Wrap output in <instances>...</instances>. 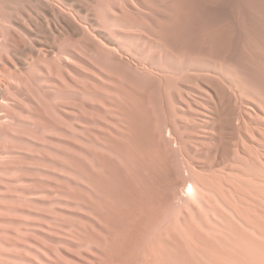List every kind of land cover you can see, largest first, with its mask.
Segmentation results:
<instances>
[{
	"label": "bare ground",
	"instance_id": "obj_1",
	"mask_svg": "<svg viewBox=\"0 0 264 264\" xmlns=\"http://www.w3.org/2000/svg\"><path fill=\"white\" fill-rule=\"evenodd\" d=\"M91 1L0 0V189L38 154L72 176L59 264H264V0Z\"/></svg>",
	"mask_w": 264,
	"mask_h": 264
},
{
	"label": "rangeland",
	"instance_id": "obj_2",
	"mask_svg": "<svg viewBox=\"0 0 264 264\" xmlns=\"http://www.w3.org/2000/svg\"><path fill=\"white\" fill-rule=\"evenodd\" d=\"M80 1H84V2L86 1V3H93V1H91V0H74L75 3H79ZM209 9H211V7ZM209 9H208V11H210ZM211 11H212V9H211ZM93 12L94 11H91L90 13H93ZM211 13H214V12L212 11ZM93 16H95V15H93ZM89 18L90 19L93 18L92 14L89 15ZM95 18H97V17H95ZM91 23H94V24L97 25V23L92 21V20H91ZM122 28L127 29L125 26L122 27ZM142 32H143L142 33L143 35L141 34V31L140 32L136 31L135 33H137V34L139 33L140 35L136 34L135 37L136 38L139 37V39L141 38V40L143 38L146 39V40L143 39V41H145V45H147L146 44V41H148L147 38L149 39V37H147L148 34L146 33L147 35H145V31H142ZM135 33H133V34H135ZM119 43L122 44V45L124 44L125 48L127 47L128 43L130 44V42L128 40H126V38L125 39H121ZM124 45H123V47H124ZM138 49H139V52L136 51ZM140 49H141V47H138L136 49L132 48L131 49L132 51L131 50L127 51V49H125V51H123L122 54H124V52H125L124 56L133 55L135 58L138 57L136 59L137 61L143 60V62L146 63V64H152V63L154 64L155 62H152L153 60L151 58H149L146 55H144V56L142 55ZM129 52H131V53H129ZM140 56H142V57H140ZM145 57L147 58V60L145 59ZM144 59L147 62L144 61ZM183 81L179 82V87H180L181 91H183V92H184V90H186L184 93L182 92V96L186 100L191 102L192 98H195V100H197L198 102L201 101V102L206 103L205 101H203L202 98H201V100L198 99L199 96H202V93H203V91L200 92L201 89L199 87V86L202 87V85H203L202 83L200 85H198V84L194 85L193 83H191V84H193V85H191L190 82L185 80L184 82L189 84V85H191V87H190L187 84H183L182 83ZM181 84H183V85H181ZM185 85H186L187 88L185 87ZM181 86H183V89H182ZM192 86H193V88H192ZM195 87L196 88L198 87L197 90H196ZM203 87H204V85H203ZM189 90H191V91H189ZM174 92H176V91H174ZM176 94H177V92H176ZM176 94L174 93L175 98H177V96H178V95L176 96ZM192 94H193V96H192ZM198 94H200V95H198ZM187 96H189L191 98H189ZM196 96L198 98H196ZM178 98H179V96H178ZM178 98H177V100L180 103H177L178 101H176V103L179 104V105H177L176 103H174L172 105L170 104L171 105L170 110H172V112H173V110H175L176 113L175 112H173V113L175 115L178 114L177 115L178 119H176V120L179 122L180 126L182 124H185V122L187 121V120H185V118H187V119H188V117H189V119L193 118L192 124L190 123V125H188V123L191 121V119L190 120L188 119L189 122L187 121L188 123L186 122V124L182 125L183 127H181L182 130H183V128H185L184 126H186L185 129L188 130V128L190 127L189 129L192 130V128L195 125L194 118H195V121L197 122L196 117H195L196 114L194 113L196 111H194V109L198 110L199 108H202L203 111H204V108L201 107V106L197 107L198 103L197 102L195 103V101L191 102V103L189 102L190 103V104H188L189 107H186L185 100H179ZM182 102L184 103V105H183ZM174 105L175 106L177 105L178 108L177 107H173ZM194 105H196V107ZM256 105H254L252 103L253 108H258V106H256ZM179 106H180V108H179ZM190 106H191V108H190ZM173 108H175V109H173ZM189 108L192 109V111ZM186 115H188V116H186ZM252 118H253V120H252ZM252 118H251V120L249 122V125H251L252 128L251 127L250 128L252 130H254V131L251 130L250 134L252 136H250V135H249L250 137L248 136L250 138V141L248 140L249 138H247L245 142L250 148L254 149V148L259 147V148H262L264 150V147H263L264 146V138L262 140V138L260 137V136H263V134H264L263 131H262L264 126L261 123V121L258 120L260 117L258 119H256V117L253 116ZM108 119H109V117L107 116V120ZM180 119L182 120V122H181ZM74 123L77 124L76 121H74ZM259 123H261L262 125L261 124L259 125ZM191 126H193V127H191ZM197 128L195 127L194 129L197 130ZM257 128H259V129H257ZM196 132H198V131H196ZM259 133H260V135H259ZM59 139L61 140L60 137H59ZM64 139H66V138H64ZM64 139L62 138V142H66ZM79 140L82 141L83 138L80 137ZM204 140L209 142L207 139H204ZM258 143H259L260 146L258 145ZM42 153H41V156L47 157V153L46 152H44L43 154ZM44 154H46V155H44ZM20 160H21V162H23L22 165L24 163H26V162L27 163L29 162L31 165H29V164L27 165V163L25 165H23V166H27L28 167V168L25 169L26 171L20 172L18 174L14 173V172H10V173H7L6 176H3V178H5V180L7 182L11 183V184L10 185L8 184L9 186L6 187V188H1L0 189V197H1V199H0V264H46V263L47 264H55V263L59 264V263H61V260H62L61 258H63V254H65L64 253L65 251L63 250V247L61 246V244H59L58 241H57V236L54 234L55 230L53 229L54 228L53 225L55 224V227L57 228V226H58V224L60 222H62V223L65 222L64 221L65 218L64 219L62 218L61 221L60 220L57 221L58 216H59L58 214L61 211H63V214H64L65 217H67V215H68V217L71 216L70 217L71 219H72V217L73 218L75 217L72 220L77 219L78 215L69 213L70 211L65 209V205L68 204L67 202L69 201V199L66 198V197L63 198L62 197L63 195L61 193H60L61 196L58 195L57 193H53L54 191H52V193H51L50 187L51 186L52 187H57V188L59 187V188H64V190H66L65 189V185L67 184V180H69L72 176L67 178L68 176L67 177L65 175L63 176L62 173H58V174L55 173L54 171H52L48 167L46 162L40 161L39 154H38L36 159H33L31 157L30 158L29 157H24V158H22ZM23 160H25L26 162L23 161ZM32 161H33V164H32ZM26 175H27V177H26ZM31 175H33V176H31ZM47 175H48V177H47ZM237 175L238 176H236V178L238 177L237 179L242 180L240 178L241 176H239L240 174H237ZM254 176H257V175H254ZM254 176L251 177L254 180H252L250 178V181L246 182L247 184H250L249 185L250 187L248 185H247V187L250 188V191H252V193H254V195H258L259 198L263 197L262 199H264V195H263L264 194V189L263 190L261 189L262 186L264 187V175H263L262 178H261V176L260 177L258 176V178L257 177L255 178ZM17 178L20 179L21 182L16 183L17 182L16 180H18ZM260 178L262 180H260ZM71 180H73V178ZM13 181H16V182H13ZM22 182H25V183H22ZM19 184H21L23 187L21 185H19ZM17 186H19V188H17ZM253 186H255V187H253ZM252 189H254V190H252ZM19 190H20V192H18ZM259 191H261V192H259ZM21 192H23V196H25L24 198L22 196H19L20 195L19 193H21ZM58 197L61 198V199H59ZM54 201H56V202H54ZM58 206H60V207H58ZM56 212L58 214H56ZM77 212H79V211H77ZM69 214H71V215L69 216ZM56 224H57V226H56ZM26 225H28L27 226L28 228L30 227L32 229L26 228ZM38 225L42 226L43 229H41V230L44 231V232H42V231L40 232L39 229H33V228H35ZM51 228H52V230H51ZM23 232H24V234H23ZM26 232H28L29 235ZM25 235H26V237H25ZM18 250H19V252H18ZM57 250L60 252L59 253L60 255H57V252H58ZM62 252H63V254H62ZM61 255H62V257H61ZM49 258H51V260Z\"/></svg>",
	"mask_w": 264,
	"mask_h": 264
}]
</instances>
